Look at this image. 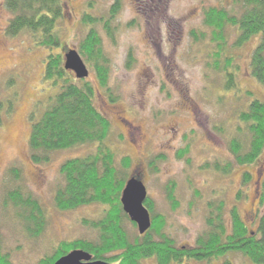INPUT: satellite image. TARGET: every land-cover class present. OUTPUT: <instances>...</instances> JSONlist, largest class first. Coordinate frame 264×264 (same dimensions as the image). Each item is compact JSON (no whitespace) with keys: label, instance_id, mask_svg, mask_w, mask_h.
<instances>
[{"label":"rangeland","instance_id":"374dc122","mask_svg":"<svg viewBox=\"0 0 264 264\" xmlns=\"http://www.w3.org/2000/svg\"><path fill=\"white\" fill-rule=\"evenodd\" d=\"M61 1V44L66 50H77L89 28L81 23L83 14L103 17L115 0ZM234 1L119 0L120 9L112 22L113 39L101 26L95 27L109 60L108 88L115 102H110L104 90L96 86L94 73L86 65V79L97 89L95 105L111 125L108 142L115 153V163L128 158V176L142 181L154 212L165 219V236L173 240L176 248H193L205 232L208 202H225L227 213L241 189L243 198L237 208L247 229L255 231L258 217L264 214V151L252 164L233 165L226 175L212 168L213 164L234 162L229 142L240 125L237 111L248 102L245 93L264 97L249 68L258 40L252 38L233 50L239 88L234 96L223 92L224 76L210 68L208 53L212 49L207 40L195 42L191 37L193 31L207 35L202 23V11L207 7H224L230 14L239 15ZM10 18L0 0V102L10 101L14 108L0 126V238L3 251L9 253L13 263L36 264L60 242L95 241L97 233L83 220H98L104 207L90 204L63 212L53 203L56 189L63 184L61 165L92 153L93 146L52 152L47 163L35 164L30 159L29 116L33 111L38 116L46 107L49 91L41 78L46 52L35 46L27 34L7 36L5 28ZM235 39L232 32L229 44ZM129 55L132 63L128 67ZM181 150L186 153L179 157ZM157 156L162 159L149 165ZM206 164L211 168L206 169ZM13 168L20 171V178L8 184V173ZM244 172L249 173L250 181L242 187ZM170 182L175 184L176 209L166 199L165 187ZM7 185L19 187L45 208L47 225L39 237H27L14 212L3 204ZM124 226L130 237L138 235L136 227L127 222ZM225 260L230 264H252L239 253L208 263L182 264H223ZM142 264L155 261L147 259Z\"/></svg>","mask_w":264,"mask_h":264},{"label":"trees","instance_id":"16d2710c","mask_svg":"<svg viewBox=\"0 0 264 264\" xmlns=\"http://www.w3.org/2000/svg\"><path fill=\"white\" fill-rule=\"evenodd\" d=\"M3 3L11 14L5 34L10 37L27 34L35 46L46 52L41 78L49 91L46 107L38 116L34 111L29 116L30 159L35 164L47 163L52 152L83 145L93 146L92 153L66 160L61 165L63 184L56 189L53 203L58 211L63 212L90 204L104 207L98 220H83L84 225L97 233L95 241L60 242L51 254L40 258L36 264H54L75 250L88 253L92 261L106 264H142L147 259H153L155 264H182L187 261L208 263L231 253L243 255L252 264H264V214L258 217L255 231L247 229L237 208L243 198L242 189L236 194L235 203L227 213L225 202L207 203L206 230L191 249L176 248L173 240L165 236V219L154 212L148 198L144 206L151 217L149 230L135 237L127 233L125 222L136 227L123 212L120 202L122 191L132 177L127 174L129 160L123 158L120 164L115 163V153L108 142L110 122L95 105L96 86L104 90L110 102L116 101L108 88L109 60L95 27L101 26L106 36L113 39L112 22L120 9L119 0L114 1L103 17L84 13L81 18V23L89 28L75 51L94 73L96 86L88 79L75 78L71 71L64 68V55L68 50L62 47L59 30L64 19L61 0H3ZM234 4L239 9V15L230 14L224 7L203 9L202 23L207 35L193 31L191 37L195 42L207 40L212 49L208 53L212 60L210 68L224 76L223 92H232L234 96L239 88L233 50L241 48L252 38L257 39L249 68L251 77L264 91V0H235ZM232 32L236 39L229 44ZM128 59L129 67L132 63L130 55ZM245 96L248 102L242 110L237 111L240 125L229 142L234 162L212 166L214 171L224 175L231 172L233 165L243 167L252 164L264 151V97L255 96L250 91ZM13 109L12 102H0V126L3 117L11 114ZM186 150H181L178 156H183ZM161 159L157 156L151 159L149 165ZM205 168L210 169L211 166L206 164ZM8 174L11 175L8 184L20 178L17 168L11 169ZM249 181V173L244 172L242 187ZM168 185L165 187L166 199L176 209L175 184L170 182ZM261 187L263 203L264 180ZM5 188L3 204L14 212L21 231L29 238L39 237L47 225L43 205L19 187L13 189L7 185ZM0 264H15L9 253L3 251L1 238ZM223 264L230 263L225 260Z\"/></svg>","mask_w":264,"mask_h":264},{"label":"water","instance_id":"95a60500","mask_svg":"<svg viewBox=\"0 0 264 264\" xmlns=\"http://www.w3.org/2000/svg\"><path fill=\"white\" fill-rule=\"evenodd\" d=\"M65 70L74 73L79 80L88 77V70L75 50H68L64 55ZM147 192L139 177H131L121 194L120 202L123 212L133 222L139 235L145 234L151 226V218L144 206ZM54 264H106L102 261H92L91 256L81 250H75L58 259Z\"/></svg>","mask_w":264,"mask_h":264}]
</instances>
